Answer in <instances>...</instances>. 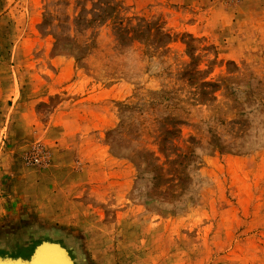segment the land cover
Listing matches in <instances>:
<instances>
[{
	"label": "rangeland",
	"instance_id": "rangeland-1",
	"mask_svg": "<svg viewBox=\"0 0 264 264\" xmlns=\"http://www.w3.org/2000/svg\"><path fill=\"white\" fill-rule=\"evenodd\" d=\"M43 241L264 264V0H0V253Z\"/></svg>",
	"mask_w": 264,
	"mask_h": 264
},
{
	"label": "water",
	"instance_id": "water-1",
	"mask_svg": "<svg viewBox=\"0 0 264 264\" xmlns=\"http://www.w3.org/2000/svg\"><path fill=\"white\" fill-rule=\"evenodd\" d=\"M0 264H74V261L61 245L43 241L34 248L28 259L0 257Z\"/></svg>",
	"mask_w": 264,
	"mask_h": 264
},
{
	"label": "crops",
	"instance_id": "crops-1",
	"mask_svg": "<svg viewBox=\"0 0 264 264\" xmlns=\"http://www.w3.org/2000/svg\"><path fill=\"white\" fill-rule=\"evenodd\" d=\"M11 222V221H10ZM12 224H16V222H11ZM0 257L1 258H11V259H14V258H16V257H18V256H13V255H10V254H2V253H0Z\"/></svg>",
	"mask_w": 264,
	"mask_h": 264
}]
</instances>
